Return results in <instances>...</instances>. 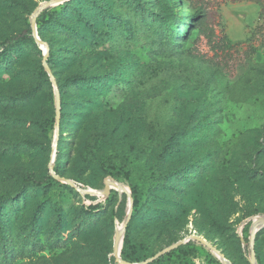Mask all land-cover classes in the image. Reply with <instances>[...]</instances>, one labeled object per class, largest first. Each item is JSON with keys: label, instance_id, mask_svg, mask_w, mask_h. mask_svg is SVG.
<instances>
[{"label": "rangeland", "instance_id": "rangeland-1", "mask_svg": "<svg viewBox=\"0 0 264 264\" xmlns=\"http://www.w3.org/2000/svg\"><path fill=\"white\" fill-rule=\"evenodd\" d=\"M52 1L0 0V264H264V0Z\"/></svg>", "mask_w": 264, "mask_h": 264}, {"label": "trees", "instance_id": "trees-1", "mask_svg": "<svg viewBox=\"0 0 264 264\" xmlns=\"http://www.w3.org/2000/svg\"><path fill=\"white\" fill-rule=\"evenodd\" d=\"M73 1L74 0H70V1L65 2L62 7H64V8L70 7ZM90 1L92 3H94L92 0H90ZM74 12H75L76 16L79 18V20L85 23V25L87 26L88 29H91V30L94 29V26L85 20L81 10L74 8ZM260 16H261L262 20L264 21V6L261 9V15ZM114 19H116L115 22L117 24H119L121 26V28L126 33H130V35H132L128 24L122 22L118 18H114ZM191 20L196 21L195 25H194V29L199 28L202 35L208 40L209 43L212 44L214 42L215 37H216V31H215L214 27L211 26V22L209 20V14L206 12L204 14V11H203V14L193 15V17H191ZM263 27H264V25L261 26L258 30V32L263 37L261 40L262 43H264V32L262 31ZM101 34L105 36V34H103V33H101ZM223 39H224V42H226L227 44L229 43L227 41V36H224ZM27 40L34 41L32 26L29 27L26 31H24L20 34H17V35H15L9 39H6L3 43L6 50L4 52H0V65H2L3 63H9L10 57H11V52L14 51V49L17 48V46L25 43ZM50 56H51V58L53 57L52 55H50ZM51 61H52V59H51ZM86 81H87L86 77L76 75V76H73L71 78H68L66 81V84L71 85V86H75L78 84L85 83ZM34 94H35V90H31L28 93L18 94L16 96H14L12 100L13 101L26 100L28 97H31ZM53 181H54L53 177L51 175H48L47 182H49V185H50V182H53ZM37 185L41 186L42 183H37ZM5 200H8L10 202L12 200V197H10V196L3 197L2 201H5ZM1 220H2V214H1V210H0V221ZM31 225H33V223H31ZM153 264H156V262Z\"/></svg>", "mask_w": 264, "mask_h": 264}, {"label": "water", "instance_id": "water-1", "mask_svg": "<svg viewBox=\"0 0 264 264\" xmlns=\"http://www.w3.org/2000/svg\"><path fill=\"white\" fill-rule=\"evenodd\" d=\"M67 1H70V0H55V1H52V2H50V3H47V4H45L44 6L40 7V9L37 11L36 15H37L39 12L43 11L44 9H49V8L54 7V6H56V5L63 4V3H65V2H67ZM32 31H33V37L37 40V42H38L39 44H41L42 46H46V43L43 42V41L40 39L39 35H38V32H37V30H36V26H35V22L32 23ZM47 57H48V54H47V50H46V54H45V63H46ZM57 108H58V110H59V105L57 106ZM60 121H61V119H60V114L58 113V117H57V128H58V129L60 128ZM57 143H58V136H56V139H55V146L57 145ZM55 153H56V152H55ZM55 153H54V155H53V159H52V162H51V165H50V169H51V171H52V173H53L54 175H55L54 165H55V162H56V154H55ZM62 180L65 181V182H67V183L70 182V181H68V180H66V179H62ZM111 185L114 186L117 190L121 191L122 193H123V192H126V191L124 190V188H123L122 186H120L118 183L113 182V181H109V180L105 182L104 192L108 193V192L110 191V188L112 187ZM72 186H73V188L79 190V188H78L75 184L72 183ZM131 209H132V205H130V207H129L128 214H127V220H126L125 226L127 225V222L129 221V219H130V217H131ZM263 228H264V224H262L261 227H257V226H255V227H254V233L259 232V231H260L261 229H263ZM123 238H124V235H123V234L120 235V232L116 235L115 248H114L113 255H114L115 259L117 260V262H122V260H121V258H120V254H121L122 246H121V249H119V250H118V246H119L120 242H121V244H123ZM186 242H187V241H182V242H180V243L177 244V245L184 244V243H186ZM169 250H170V249H169ZM169 250H167V251H169ZM165 252H166V251H164L163 253H165ZM159 256H160V255L154 257L151 261H154V260H155L157 257H159ZM145 264H147V263H145ZM228 264H229V263H228Z\"/></svg>", "mask_w": 264, "mask_h": 264}, {"label": "bare ground", "instance_id": "bare-ground-1", "mask_svg": "<svg viewBox=\"0 0 264 264\" xmlns=\"http://www.w3.org/2000/svg\"><path fill=\"white\" fill-rule=\"evenodd\" d=\"M112 186V185H111ZM260 223H264V219H258L257 221H256V224H260ZM123 234V230L121 229V233H120V235H122ZM121 246H122V244H121V242H120V244H119V246H118V250L119 249H121Z\"/></svg>", "mask_w": 264, "mask_h": 264}]
</instances>
